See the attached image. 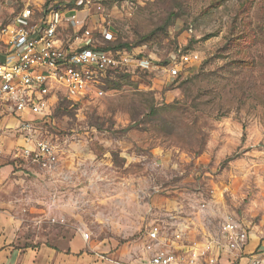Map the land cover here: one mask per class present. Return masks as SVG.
Returning a JSON list of instances; mask_svg holds the SVG:
<instances>
[{
  "label": "rangeland",
  "instance_id": "rangeland-1",
  "mask_svg": "<svg viewBox=\"0 0 264 264\" xmlns=\"http://www.w3.org/2000/svg\"><path fill=\"white\" fill-rule=\"evenodd\" d=\"M52 1L0 0V25ZM60 2L79 11L96 44H123L156 65L108 74L100 97L55 101L41 131L60 153L47 169L51 203L76 200L88 218L102 209L106 226L97 231L118 235L119 245L147 231L142 215L149 219L157 204L188 213L205 204L206 217L195 215L197 240L217 237L226 216L264 238V0ZM103 28L113 31L110 43ZM63 36L69 42L75 32ZM177 52L200 56L184 77L169 76L166 66ZM70 186L77 190L64 194ZM121 213L141 227L111 225ZM46 220L57 235L66 226L55 214Z\"/></svg>",
  "mask_w": 264,
  "mask_h": 264
},
{
  "label": "built area",
  "instance_id": "built-area-1",
  "mask_svg": "<svg viewBox=\"0 0 264 264\" xmlns=\"http://www.w3.org/2000/svg\"><path fill=\"white\" fill-rule=\"evenodd\" d=\"M84 27L79 11L66 9L60 0L38 9L27 6L0 25V112L18 119L14 128L24 140L19 149L42 169L51 170L59 164L58 147L43 138L41 131L60 95L75 102L100 97L106 92L109 73L156 65L152 58L140 57L141 52L96 44ZM70 30L75 37L67 42L63 33ZM101 35L105 42L114 37L110 28H103ZM199 59L198 53H175L166 65L169 76L184 77V66H193ZM192 208L188 213L181 204L165 209L150 205L143 244L150 256L141 258V263H118L218 264L221 252L227 251L245 257L244 264H264V238L246 252L251 230L231 216L222 219L217 237H192L198 226L195 215L206 217L205 204Z\"/></svg>",
  "mask_w": 264,
  "mask_h": 264
},
{
  "label": "crops",
  "instance_id": "crops-1",
  "mask_svg": "<svg viewBox=\"0 0 264 264\" xmlns=\"http://www.w3.org/2000/svg\"><path fill=\"white\" fill-rule=\"evenodd\" d=\"M17 125L18 119L14 115L0 112V264L141 263V258L150 256L143 249L146 231L135 240H128L127 235L126 243L119 245L118 235L100 236L97 231V228L106 226L102 209L96 207V215L88 218L84 217L83 206L76 200L51 203V177L54 175L21 153L19 148L24 145V140L16 133ZM62 173L74 177L66 167ZM79 174L75 175L76 179H80ZM76 188L66 187L64 194H70ZM157 206L162 207L161 204ZM118 210L132 213L127 208ZM122 213L113 215L110 224L121 228L120 231L141 227V221L137 226L130 216ZM51 214L65 220L66 226L58 235L48 232L46 219ZM142 217V225L147 228L151 216L149 219L145 218L146 214ZM83 227L89 230L85 231L86 234ZM259 240L251 231L246 252L254 250ZM245 260V257H234L222 251L218 264H244Z\"/></svg>",
  "mask_w": 264,
  "mask_h": 264
},
{
  "label": "trees",
  "instance_id": "trees-1",
  "mask_svg": "<svg viewBox=\"0 0 264 264\" xmlns=\"http://www.w3.org/2000/svg\"><path fill=\"white\" fill-rule=\"evenodd\" d=\"M108 43H110L111 41H107ZM105 48H107V49H113V50H119V49H123V48H126V46H124L123 44H108V45H106V46H104ZM111 73H109V75H110ZM108 75V76H109ZM109 82V81H111L112 82V80H110V78H108L107 76H106V78H105V85H104V88L106 87V82ZM106 89V88H105Z\"/></svg>",
  "mask_w": 264,
  "mask_h": 264
}]
</instances>
